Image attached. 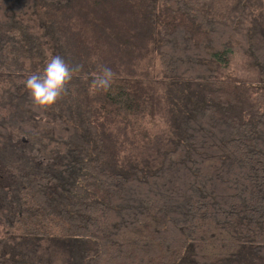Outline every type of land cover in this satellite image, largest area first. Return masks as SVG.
<instances>
[{
  "label": "trees",
  "instance_id": "16d2710c",
  "mask_svg": "<svg viewBox=\"0 0 264 264\" xmlns=\"http://www.w3.org/2000/svg\"><path fill=\"white\" fill-rule=\"evenodd\" d=\"M63 3L105 43L51 108L33 102L27 77L0 94L23 120L0 112V159L35 171L12 205L0 189V264H264L263 0H0V75L13 76L8 55L42 71L66 31L78 43L75 19L49 15ZM145 46L162 81L135 72L92 89L98 65L130 70ZM12 129L61 164L17 158Z\"/></svg>",
  "mask_w": 264,
  "mask_h": 264
},
{
  "label": "rangeland",
  "instance_id": "374dc122",
  "mask_svg": "<svg viewBox=\"0 0 264 264\" xmlns=\"http://www.w3.org/2000/svg\"><path fill=\"white\" fill-rule=\"evenodd\" d=\"M49 5L54 8H61L60 11H55L52 8L49 14L51 17L58 16L62 19L63 22H65V24H68L75 19L72 22V29L74 31L81 32V35H77L78 43L75 46H71L73 38L70 37L68 31H66V34L61 33L63 37L66 38L68 44H65L66 46L62 48L64 44L57 42V47L60 48V51H57V53L60 54V56L65 60L66 63L75 68L81 63L82 59L86 61L83 57L85 56L87 51H89L90 53L91 51L93 53L95 51L97 52L95 43L99 41L97 40L98 38H100V41L102 43H105V39L104 37H101L96 33V22H94L93 20H90L86 23L83 18L77 19V12H74L69 6L65 5L64 3L60 7L52 4ZM228 5L229 2H224L223 4H220L218 8L224 9L227 8ZM257 13L264 16V0L261 9H259ZM44 23L46 24V26L50 27L47 21H45ZM62 26H64V23H62ZM5 38H8L7 33L5 34ZM112 44L114 46L113 42ZM144 48L145 49H140V51L136 55L137 58L131 62L130 70L127 69L124 71H115V73L119 76L133 77L134 73L136 72L135 79L153 83L162 81L163 74L161 71L159 57L154 51H149L147 46H145ZM39 52H41V50L38 46L37 49L33 51L31 50L30 53L37 57L39 55ZM106 57L109 63L114 64V66L116 65V63L113 62L114 58L111 54L110 56L107 55ZM49 59H51V57H49ZM6 60L11 67V73H13V76H9L10 78H7L4 75H0V94L4 89L8 87L9 81L22 83L23 77H27L29 74L34 73L33 69L39 68L43 64L42 60L39 58L26 60L25 62L20 61V63H18V60L16 61L14 60V57H10L8 55V58ZM123 66L126 69V65L124 64ZM39 70L40 69H37L38 72ZM0 112L6 118V122L10 123L12 126L18 125L23 121L19 113L15 109H11L9 106H0ZM9 144V147L11 149L13 148L12 152L18 155L17 158L27 159L38 169L41 168L50 171L61 164L59 156L45 150L44 145H42L41 141L39 142L38 139H30L28 136L20 134L18 131H15L13 129L9 135ZM13 160H15V157H13ZM34 172L35 171L33 169L25 166L24 164L17 165L14 171H10L8 168H6V166L3 165V162L0 159V189L4 190L6 195L4 196L5 204L9 203L10 205H12L14 188L16 189L21 176L33 174ZM4 232L5 226L3 225V222L0 218V249H2V247L6 244Z\"/></svg>",
  "mask_w": 264,
  "mask_h": 264
},
{
  "label": "clouds",
  "instance_id": "9594fccd",
  "mask_svg": "<svg viewBox=\"0 0 264 264\" xmlns=\"http://www.w3.org/2000/svg\"><path fill=\"white\" fill-rule=\"evenodd\" d=\"M81 67L77 65L73 68L61 56H53L46 62L42 71L29 74L24 84L37 106L44 109L51 108L68 94L71 81L79 75ZM94 76L92 89L106 92L115 81L117 74L111 68L98 65V71Z\"/></svg>",
  "mask_w": 264,
  "mask_h": 264
}]
</instances>
